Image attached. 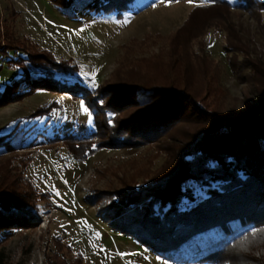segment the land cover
I'll use <instances>...</instances> for the list:
<instances>
[{
    "label": "trees",
    "instance_id": "obj_1",
    "mask_svg": "<svg viewBox=\"0 0 264 264\" xmlns=\"http://www.w3.org/2000/svg\"><path fill=\"white\" fill-rule=\"evenodd\" d=\"M51 1L70 17L88 10L122 17L134 2ZM263 11L264 0H238L235 5L207 0L193 8L175 33L162 37L168 49L129 67L122 64L94 89L56 78V73L76 75L79 65L73 59L57 60L28 38L18 37L0 14V53L19 54L9 62L23 69L0 91V108L38 90L68 92L82 100L97 130L77 136L67 129L48 141L50 148L63 145L79 162L105 147L152 146L163 139L166 160L155 171H140L145 176L141 185L124 180L115 191L102 193L109 202L102 219L176 263L264 264V62L247 54L235 22L238 13L259 18ZM211 27L225 31L228 47L244 55L241 67L250 68L251 82L263 97L244 113L236 114V98L222 84L218 63L205 51L204 37ZM231 65L235 69V63ZM48 112L40 108L33 116ZM20 131L0 137L5 142L0 151V245L12 229L36 226L34 210L49 197L23 179L24 168L12 166L20 150L34 145L25 144ZM194 184L206 189L205 197L196 195ZM235 223L239 226L232 228ZM51 241L54 250L45 254L47 264H84L80 254L71 257L63 237ZM0 264H5L1 252Z\"/></svg>",
    "mask_w": 264,
    "mask_h": 264
},
{
    "label": "rangeland",
    "instance_id": "obj_2",
    "mask_svg": "<svg viewBox=\"0 0 264 264\" xmlns=\"http://www.w3.org/2000/svg\"><path fill=\"white\" fill-rule=\"evenodd\" d=\"M206 2L134 0L122 17L94 10L70 17L51 0H0V14L18 37L28 38L57 60L73 59L79 65L76 75L56 73V78L94 89L122 64L129 67L168 49L169 42L162 37L175 33L193 8ZM235 22L245 37L247 54L264 62V11L259 18L238 13ZM204 41L206 53L218 63L222 84L236 98V114L257 106L263 97L251 82L250 68L241 67L244 55L228 47L227 33L211 27ZM193 47L200 51L197 43ZM18 55L13 51L0 53V91L23 72L22 67L9 62ZM40 108H49V112L33 116ZM15 129L25 133V144L33 141L34 145L33 149L20 150L12 166L24 168L23 179L49 197L39 203L38 211L34 210L36 226L12 229L8 240L0 245L5 264H47L45 254L54 250L53 236L63 237L71 246V257L80 254L84 264H186L159 256L133 235L113 230L102 219L104 206L109 204L102 193L115 191L124 180H136L141 185L145 176L139 175L140 171H155L166 160L163 139L152 146L105 147L79 162L63 145L50 148L48 141L67 129L77 136L90 135L97 130L94 116L71 93L48 90H38L0 108V137ZM4 150L5 142L0 140V151ZM194 188L199 198L206 196V189L196 184ZM236 226L239 223L231 225Z\"/></svg>",
    "mask_w": 264,
    "mask_h": 264
},
{
    "label": "snow or ice",
    "instance_id": "obj_3",
    "mask_svg": "<svg viewBox=\"0 0 264 264\" xmlns=\"http://www.w3.org/2000/svg\"><path fill=\"white\" fill-rule=\"evenodd\" d=\"M162 2H163V0H162ZM168 2H169V3H171V2H172V0H168ZM177 2H178V0H177ZM188 2H189V3H192V2H193V0H188Z\"/></svg>",
    "mask_w": 264,
    "mask_h": 264
}]
</instances>
